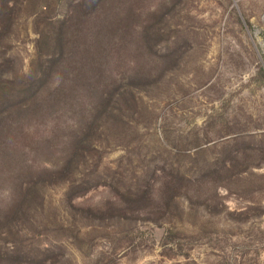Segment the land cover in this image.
Wrapping results in <instances>:
<instances>
[{"label": "rangeland", "instance_id": "rangeland-1", "mask_svg": "<svg viewBox=\"0 0 264 264\" xmlns=\"http://www.w3.org/2000/svg\"><path fill=\"white\" fill-rule=\"evenodd\" d=\"M6 3L0 264H264V0Z\"/></svg>", "mask_w": 264, "mask_h": 264}, {"label": "trees", "instance_id": "trees-1", "mask_svg": "<svg viewBox=\"0 0 264 264\" xmlns=\"http://www.w3.org/2000/svg\"><path fill=\"white\" fill-rule=\"evenodd\" d=\"M12 3H6L4 5L1 6L0 8V18L1 19V25H0V31L2 30V27L4 26V21H6L7 19L11 18L12 15H10L11 11H12ZM24 8H28V5L27 6H24ZM66 15H68V9L67 11L65 12V14L62 16L61 19H53L52 20V24L54 25V29H55V33L58 34L57 32L61 31V29L63 28H66L67 29V32L71 33V36L74 37L76 36L75 38V42H74V45H72V48L74 49L78 43V40H77V33H74L75 30V25L77 23V19L76 17H73V18H67V19H63ZM72 17V14L71 16ZM76 19V20H75ZM71 22V23H70ZM68 23H70L69 25H67ZM60 39V38H59ZM65 44H63V48H64ZM78 46H79V43H78ZM61 48V47H60ZM41 77L37 78L36 81H41ZM35 82H33L32 84H29L28 85V89H26L27 91L32 88L34 85H35ZM25 90V92H27ZM94 96L96 95V103L93 104V106H90L88 109L89 110V114L90 116L94 115V119L97 118V115L101 113V111L105 110V107H106V101L109 100L110 98H107L106 95L104 94V91L103 90H100L98 87H95V91H94ZM111 94V93H109ZM108 94V95H109ZM111 96V95H110ZM85 128V127H83ZM66 160H68V158H66ZM65 162V158H61V163H64Z\"/></svg>", "mask_w": 264, "mask_h": 264}]
</instances>
